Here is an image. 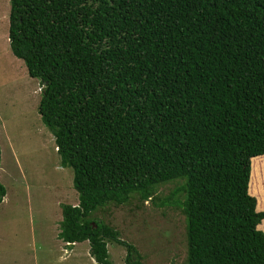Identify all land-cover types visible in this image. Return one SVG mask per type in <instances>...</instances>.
<instances>
[{"label": "trees", "instance_id": "trees-1", "mask_svg": "<svg viewBox=\"0 0 264 264\" xmlns=\"http://www.w3.org/2000/svg\"><path fill=\"white\" fill-rule=\"evenodd\" d=\"M9 41L74 171L60 239L147 264L93 214L177 182L162 204L185 216L186 264H264V0H11Z\"/></svg>", "mask_w": 264, "mask_h": 264}, {"label": "rangeland", "instance_id": "rangeland-1", "mask_svg": "<svg viewBox=\"0 0 264 264\" xmlns=\"http://www.w3.org/2000/svg\"><path fill=\"white\" fill-rule=\"evenodd\" d=\"M10 9L11 0H0V180L7 191L0 204V264H98L88 241L69 245L58 235L62 204H78L79 194L74 171L61 165L55 137L38 110L44 84L10 47ZM263 171L250 191L264 203ZM177 184L160 185L154 200L107 204L93 217L118 229L145 263L186 264L185 216L162 204ZM108 247L114 264H127L123 244L109 241Z\"/></svg>", "mask_w": 264, "mask_h": 264}, {"label": "clouds", "instance_id": "clouds-1", "mask_svg": "<svg viewBox=\"0 0 264 264\" xmlns=\"http://www.w3.org/2000/svg\"><path fill=\"white\" fill-rule=\"evenodd\" d=\"M42 82V81H41ZM44 84V83H43ZM58 149V148H57ZM251 180V179H250ZM6 193H7V191H6ZM6 195V194H5ZM93 261V260H92Z\"/></svg>", "mask_w": 264, "mask_h": 264}]
</instances>
